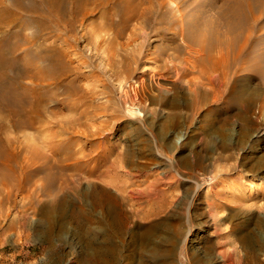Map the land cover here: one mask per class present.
Listing matches in <instances>:
<instances>
[{
    "label": "rangeland",
    "instance_id": "rangeland-1",
    "mask_svg": "<svg viewBox=\"0 0 264 264\" xmlns=\"http://www.w3.org/2000/svg\"><path fill=\"white\" fill-rule=\"evenodd\" d=\"M159 2L111 0L53 26L48 35L65 50L71 72L37 86L50 93L36 127L11 128L7 135L25 144L30 133L31 143L42 138L37 145L51 160L82 163V171L68 173L84 186L119 181L125 190L118 193L137 213L121 237L128 264H181L186 236V264H264V72L237 70L215 99L214 83L192 66L198 53L188 37L251 32L256 42L250 56L258 57L264 53V0H253L255 16L236 8L235 0ZM247 87L261 98L249 106L234 102L231 92ZM51 145L58 147L57 157ZM69 199L78 203L73 193ZM154 222L156 251L141 237ZM108 230L94 226L99 235ZM15 231L0 236V264H77L81 243L73 228L56 245L62 262L42 250L37 231Z\"/></svg>",
    "mask_w": 264,
    "mask_h": 264
},
{
    "label": "bare ground",
    "instance_id": "bare-ground-1",
    "mask_svg": "<svg viewBox=\"0 0 264 264\" xmlns=\"http://www.w3.org/2000/svg\"><path fill=\"white\" fill-rule=\"evenodd\" d=\"M108 1L111 0H0V236L12 230L37 231L43 243L42 250L50 255L53 262L64 260V255H58L56 245L57 242H63L65 234L72 228L81 243L80 250L74 254L77 264H128L127 260L130 258L124 251L121 237L123 228L130 220H134L137 213L128 210V198L119 194L125 190L119 181L104 179L115 189L101 184L94 188L84 186L81 179L68 173L70 169L80 172L84 165L59 163L58 147L55 145H51L50 149L57 158L51 160L37 145L42 138L37 143H31L29 140L32 136L29 133L25 135L28 143L24 144L25 140L17 142L18 140L7 135L11 128L27 130L36 127L46 114L45 101L50 93L47 88L37 86L46 82L57 83L62 79H59L60 75L71 70L65 50L58 48L50 40L52 34L48 33L52 32L53 26L69 13L88 14L91 5ZM235 1L236 8L240 10L247 7L249 13L255 16L253 0ZM68 2L72 6L68 7ZM159 3L162 6L165 2L160 0ZM119 10L124 13L122 5ZM27 30L32 32L28 33ZM199 32L197 36L188 34L198 53L192 66L201 77L204 75L214 83L215 99L223 93L230 83V77L237 70L264 72V53L258 57L250 56V49L254 48L256 42V37L251 32H239L229 39L212 38L210 32ZM63 85L66 87L67 83ZM248 88L239 89L237 95L231 92L230 97L234 102L249 106L261 98V93ZM43 158L45 161L41 163ZM254 166L253 164L252 167ZM39 178L42 179L41 182ZM66 191L77 195L78 203L69 199L71 193L68 192L59 199L56 198L59 193ZM40 193L44 194L47 201L42 202ZM129 197L131 199L133 194ZM33 212L42 222L39 227L33 226L30 220ZM155 213L153 209L144 212L143 217L148 218ZM96 224L107 226L111 230L99 235L94 231ZM156 226L155 222L150 223L141 236L153 251L157 250V244L152 238ZM186 242L187 236L179 246L181 264H186V256H189L186 254ZM69 262L72 263V259Z\"/></svg>",
    "mask_w": 264,
    "mask_h": 264
}]
</instances>
